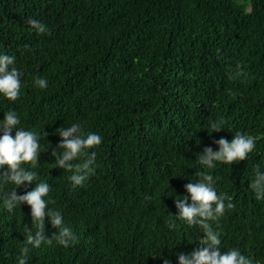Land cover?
<instances>
[{"label": "trees", "instance_id": "1", "mask_svg": "<svg viewBox=\"0 0 264 264\" xmlns=\"http://www.w3.org/2000/svg\"><path fill=\"white\" fill-rule=\"evenodd\" d=\"M29 16L49 31L33 30ZM0 51L23 70L21 95L0 97V118L14 108L40 133L48 147L37 179L49 182L51 206L78 237L30 245L26 264H162L165 256L176 264L203 235L171 216L196 170L211 172L235 204L212 222L222 246L264 262V199L249 187L253 166L264 165V0H0ZM36 75L47 87L33 84ZM221 118L224 128L212 131ZM75 121L103 139L93 146L94 172L73 186L51 152L56 127ZM238 129L256 137L245 159L200 164L205 145L215 149L214 139ZM24 225L27 203L0 205V264H16Z\"/></svg>", "mask_w": 264, "mask_h": 264}, {"label": "clouds", "instance_id": "2", "mask_svg": "<svg viewBox=\"0 0 264 264\" xmlns=\"http://www.w3.org/2000/svg\"><path fill=\"white\" fill-rule=\"evenodd\" d=\"M26 23L38 33L49 31L47 24L35 17H27ZM23 47L28 48L29 45L26 43ZM15 61L14 54L0 51V97L12 101L21 95L23 83V70L16 66ZM33 84L45 88L48 80L45 76L36 75ZM210 127L212 131L224 128L223 118L211 121ZM54 131L61 138L52 148L54 166L71 170L69 179L73 186L82 184L95 170L97 153L93 146L99 145L103 137L99 132L85 131L78 121L67 126L59 125ZM255 142L254 135L238 129L231 139L224 136L214 139L213 143L218 146L215 149L212 144L205 145L197 153L198 159L201 165L208 168H214L216 162L229 164L245 159L255 148ZM47 147L41 145L38 131L21 124L20 115L14 108L10 107L3 112V117L0 118V205L11 212L21 202H25L30 206L31 216V227H23L26 242L20 248L16 264H26L30 245L38 247L42 243L51 244L55 241L69 246L78 238L72 227L65 223L61 209L51 206L49 182L37 179L38 156ZM195 176L198 178H190L184 184L187 194L174 197L176 212L171 216L183 219L188 225L199 226L203 235L198 237L199 242L191 251L176 253V264H264L261 260L244 254L238 246H222L221 235L212 226V222L235 204L228 193L217 192V178L211 172L196 170ZM33 181V187L17 192V186L27 188V183ZM8 185L11 187L5 191ZM249 187L256 199H264V165L261 163L253 166ZM167 194H171V190ZM45 217L55 228L50 234L46 233ZM168 227H174V223L169 221ZM222 247L224 251H221ZM162 264H173V261L165 256L162 257Z\"/></svg>", "mask_w": 264, "mask_h": 264}]
</instances>
